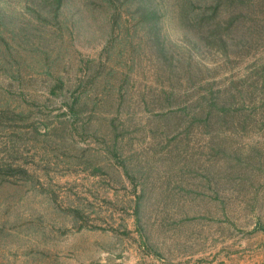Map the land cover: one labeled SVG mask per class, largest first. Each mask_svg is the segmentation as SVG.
<instances>
[{"label":"rangeland","instance_id":"1","mask_svg":"<svg viewBox=\"0 0 264 264\" xmlns=\"http://www.w3.org/2000/svg\"><path fill=\"white\" fill-rule=\"evenodd\" d=\"M149 3L0 0V264H264V40Z\"/></svg>","mask_w":264,"mask_h":264},{"label":"trees","instance_id":"2","mask_svg":"<svg viewBox=\"0 0 264 264\" xmlns=\"http://www.w3.org/2000/svg\"><path fill=\"white\" fill-rule=\"evenodd\" d=\"M201 0H181L180 9L189 25L199 36L225 48L229 38L234 41V47H250L254 43L264 40V9L256 11L262 3L256 0H211L204 3L203 7H195V2ZM262 5V6H261ZM139 13L143 24L149 28L155 27L158 23L157 12L150 5L149 0H139ZM191 13L192 17L186 16ZM152 30V29H151ZM211 38V39H210ZM158 39V37H157ZM209 39V40H208ZM157 46L160 44L156 41ZM161 50V47L158 48ZM224 91L207 89L201 100L204 102L206 120H212L213 110L218 111L215 116L221 119L223 109L222 100L225 99ZM229 93V91H228ZM72 102V108L76 105ZM193 106V105H192ZM0 175L5 177L24 178L26 171L20 167L10 164H0ZM264 229V228H263Z\"/></svg>","mask_w":264,"mask_h":264}]
</instances>
